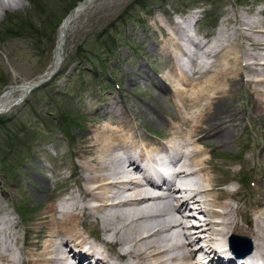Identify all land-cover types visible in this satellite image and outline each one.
Segmentation results:
<instances>
[{"label":"bare ground","instance_id":"obj_1","mask_svg":"<svg viewBox=\"0 0 264 264\" xmlns=\"http://www.w3.org/2000/svg\"><path fill=\"white\" fill-rule=\"evenodd\" d=\"M91 1L79 4L63 22L55 58L60 63L66 30ZM6 3L0 0L2 11L8 9ZM184 26L175 21L164 33L162 49L175 76L168 75L165 81L160 78L156 84L161 94L170 91L178 110L167 142H146L128 126L129 112L100 111L101 122L105 118L110 125H100L87 134L75 177L33 215L35 226L25 228L28 235L22 245L9 243V237L17 235L18 223L2 209L0 264H105L81 253L78 247L84 245L114 264H224L214 241L229 233L248 236L251 255L264 258V173L259 183L251 184L250 209L234 206L232 201L240 203L236 196L240 188L222 187L213 175L217 166L210 163L213 154L209 151L233 144V129L241 125L240 119L249 117L234 108L233 92L240 90L252 114L262 122L258 135L264 139V23L228 12L205 44L190 37ZM183 37L186 44L179 42ZM24 86L2 94L0 114L26 99ZM240 99L239 94L237 102ZM243 149L237 163L249 172L262 164L264 171L263 143ZM164 157L186 171L176 175L177 190L172 193L145 182L140 166L142 162L161 165ZM235 160L223 163L232 165ZM93 228L97 233L91 237L88 231Z\"/></svg>","mask_w":264,"mask_h":264},{"label":"rangeland","instance_id":"obj_2","mask_svg":"<svg viewBox=\"0 0 264 264\" xmlns=\"http://www.w3.org/2000/svg\"><path fill=\"white\" fill-rule=\"evenodd\" d=\"M15 1L5 0L8 9H0V38L5 40L0 44V67L8 82L0 93L11 87L31 85L40 79H47L55 69L54 51L50 56L38 58L30 49L29 42L4 35L3 29L7 26L5 20L9 16L35 15V20L31 21L38 18L28 0ZM72 1L44 0V13L53 15L54 11L59 16ZM174 1L178 0H146V6L141 7L136 0H92L68 26L61 50V63L55 74L21 104L0 115L10 132L18 131L22 126L28 131L25 146L15 148V153L8 155V168L0 173V213L5 208L13 222L18 223V229L9 226L17 232V235L9 237V243L22 245L24 237L28 235L25 228L35 226L33 215L51 196L54 197L71 183L76 175L74 168L79 160L82 141L96 127L110 125L105 118L101 122L98 117L100 111L101 114L121 113V109L129 112L128 126L135 128L146 142H167L170 124H177L178 110L172 102L170 91L168 95H163L156 84L160 78L165 81L168 75L175 76L162 49V45L166 44L164 33L175 21L186 24V33L204 44L209 41L218 23H223L228 12L255 23H264V0H241L240 3L237 0H192L191 4L189 0H179L176 4ZM206 14L210 16L206 18ZM212 22H215L214 27ZM105 29L110 30L106 35L115 36L118 45L111 57H104L107 55L104 53L106 68H94L93 64L98 65L94 57L100 52H95L96 55L90 57L89 62L77 61L78 57L72 59L77 52L81 56L83 53L80 49L90 46ZM59 35L58 27L53 43L46 47L47 50H54ZM179 42L187 43L184 37ZM45 65V71L41 73V67ZM95 71L101 75L98 81L93 79ZM171 88L174 89V86L171 85ZM239 94L241 99L237 102ZM233 98L235 110L240 109L250 115L240 119L241 125L233 129V144L210 148L213 154L210 163L217 166L213 175L221 181L223 188H240L236 195L240 203L232 201L234 206H243L248 210L251 207V184L260 182L263 165L259 164L258 168L249 172L245 165L237 162H241L238 158L245 153L242 150L245 145L261 146L263 143L264 146V139L258 135L262 122L252 114L243 90L233 92ZM69 114L78 117L79 124L66 129L61 121ZM234 158L236 164L223 163L225 159ZM56 172L61 174L58 176ZM242 178H246L244 183ZM19 208L23 217L17 214ZM236 216L240 221V216ZM191 219L198 223L196 218ZM242 224L247 226L244 220ZM93 233H97L94 228L88 231L90 235Z\"/></svg>","mask_w":264,"mask_h":264},{"label":"trees","instance_id":"obj_3","mask_svg":"<svg viewBox=\"0 0 264 264\" xmlns=\"http://www.w3.org/2000/svg\"><path fill=\"white\" fill-rule=\"evenodd\" d=\"M44 0H28V2L31 5V9L38 15V18L36 21L34 17L32 16H21L20 14H13V16H9L6 18V28L3 29L5 31L4 35L9 38H18L25 40L29 42L30 49L34 52V55L38 58H44L46 56H50L52 54L53 50H47L46 47H49L53 43L55 30L59 27L62 20L69 14V12L77 5L78 2L82 0H73L70 5L68 6V9L63 11L61 15L57 16L54 11H52L53 15L49 12L44 13ZM210 1V0H207ZM175 4L178 1H174ZM193 1L189 0V4H191ZM237 2H241V0H237ZM136 4L140 5L141 7L146 6V0H136ZM39 12V13H38ZM34 14V13H33ZM210 15L206 14L205 17L208 18ZM104 32V33H103ZM103 32L99 33L96 38L92 41L91 45L87 48H83L85 50L80 49V52L83 53L81 56L79 55V52H77V56H74L72 59H75V57H78L77 61H90V57L93 55H96L95 52H100L96 57H94L97 60V64H93L94 68L101 67L106 68V62L103 59L104 53L107 54L106 58L111 57V55L117 50V40L113 34H107L110 33V30L105 29ZM106 35V36H105ZM5 42L4 39L0 38V44ZM55 45V43H54ZM54 48V46H53ZM95 49V50H94ZM98 49V50H96ZM7 51V50H4ZM45 66L41 67L40 72L45 71ZM93 68V69H94ZM74 72V71H73ZM76 76V74H74ZM81 75V74H80ZM99 73L97 71L94 72L93 79L95 81H98L100 79ZM8 85L7 79H5V76L3 75L2 69L0 67V91ZM35 94V93H34ZM34 108V106H32ZM35 111V108L32 109ZM69 114L65 115V120L61 121V118L59 121L62 122V125L66 127V129H70L74 125L79 124V118ZM70 116V117H69ZM38 118V116H35ZM66 134L69 135V132L65 131ZM28 133L27 129L22 126L18 131L10 132V129L6 127V124L3 123V120L0 118V173L5 172L8 168L7 166V157L10 154L15 153V148H19V146L23 147L26 143V134ZM19 214L21 217H23V213L21 212V209L19 208Z\"/></svg>","mask_w":264,"mask_h":264},{"label":"water","instance_id":"obj_4","mask_svg":"<svg viewBox=\"0 0 264 264\" xmlns=\"http://www.w3.org/2000/svg\"><path fill=\"white\" fill-rule=\"evenodd\" d=\"M86 2H88V0H84V1H82L81 3H86ZM75 10V8L72 10V11H74ZM64 22V21H63ZM63 24V23H62ZM63 40H64V38H63ZM60 45V44H59ZM59 45L57 44L56 46H55V48H54V55H55V58H56V56H57V53H58V50H59ZM58 66H59V61L56 59L55 60V69H54V71L49 75V77L47 78V79H42V80H40L39 82H36L35 84H32V85H26V86H24L25 88H26V90H27V92L29 93V92H31L32 90H34L35 88H37L38 86H40L41 84H43L44 82H46L47 80H49L53 75H54V73H55V71L58 69ZM2 97V94L0 95V98ZM234 239H237V240H240V241H243L246 245H247V247H248V252L250 253L251 251L250 250H252V245H251V241H250V239L247 237V236H244V235H235L234 237H233Z\"/></svg>","mask_w":264,"mask_h":264}]
</instances>
